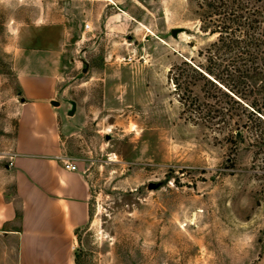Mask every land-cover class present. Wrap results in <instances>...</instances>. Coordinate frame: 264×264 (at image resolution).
<instances>
[{
	"label": "rangeland",
	"instance_id": "rangeland-1",
	"mask_svg": "<svg viewBox=\"0 0 264 264\" xmlns=\"http://www.w3.org/2000/svg\"><path fill=\"white\" fill-rule=\"evenodd\" d=\"M208 4L0 0L2 165L17 127L16 49L25 39L49 48L57 26L72 30L64 150L91 187L76 264H264V122L249 108L230 126L215 118L232 101L197 69L225 76L210 59ZM246 94L264 114V92Z\"/></svg>",
	"mask_w": 264,
	"mask_h": 264
},
{
	"label": "crops",
	"instance_id": "crops-1",
	"mask_svg": "<svg viewBox=\"0 0 264 264\" xmlns=\"http://www.w3.org/2000/svg\"><path fill=\"white\" fill-rule=\"evenodd\" d=\"M57 27L62 37L51 47L25 39L16 49L20 101L10 159L0 164V264H76L77 232L91 222L90 184L64 166L60 81L72 30Z\"/></svg>",
	"mask_w": 264,
	"mask_h": 264
},
{
	"label": "trees",
	"instance_id": "trees-1",
	"mask_svg": "<svg viewBox=\"0 0 264 264\" xmlns=\"http://www.w3.org/2000/svg\"><path fill=\"white\" fill-rule=\"evenodd\" d=\"M208 5L212 10L209 24L213 25L209 30L217 36L209 51L210 59L216 60L213 68L219 71L223 67L221 73L225 76L213 69H197L207 83L232 101L231 107L217 109L215 118L230 126L229 119H234L239 109L247 111L249 108L251 115L264 122V114L257 102L249 103L246 98V93L264 92V0H209ZM223 77L235 86L230 89L224 84ZM240 86L245 90L241 91ZM210 95L207 94V98ZM237 126L235 132L239 134L237 138H241L242 126Z\"/></svg>",
	"mask_w": 264,
	"mask_h": 264
},
{
	"label": "built area",
	"instance_id": "built-area-1",
	"mask_svg": "<svg viewBox=\"0 0 264 264\" xmlns=\"http://www.w3.org/2000/svg\"><path fill=\"white\" fill-rule=\"evenodd\" d=\"M90 25L87 24L85 26V29L88 31L90 30ZM64 166H65V169L69 170V171H78L79 170V167L77 165V163L73 160V159H70V158H66L64 160Z\"/></svg>",
	"mask_w": 264,
	"mask_h": 264
}]
</instances>
